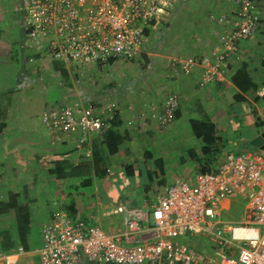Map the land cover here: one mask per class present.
<instances>
[{
  "label": "crops",
  "instance_id": "1",
  "mask_svg": "<svg viewBox=\"0 0 264 264\" xmlns=\"http://www.w3.org/2000/svg\"><path fill=\"white\" fill-rule=\"evenodd\" d=\"M185 1L175 0L169 9L173 12L168 11L151 28L155 29L162 20L172 28L179 21L175 12ZM255 2L260 15L255 35L241 41L231 53L222 80L205 86L200 85L202 65L186 74L182 62L188 57L210 55L235 28L237 7L227 0H200L193 13L184 16V29L163 54L166 60L155 59L158 49L147 47L149 31L140 56L65 68L66 74L62 75L70 81H38L37 73L27 71L30 35L25 15L20 27L22 59H17L12 80L0 77V123L4 125L0 134V201L6 202L11 193H16L20 203L28 205L32 229L39 231L41 244L44 226L59 209L67 211L73 221L81 220L87 226L97 225L117 234L126 228L129 217V212L119 211V207L150 212L176 178L194 182L199 172L214 169L230 152L255 151L264 155L263 150L251 145V140L264 131V0ZM4 36L0 30L3 43ZM50 58L49 66L56 68L60 62ZM143 58L150 60L147 72ZM161 69L164 73L159 72ZM170 93L179 95L178 116L173 123L162 126L158 115ZM67 97L69 101L65 102ZM75 101L95 108L116 102V124L83 136L80 132H56L43 123L45 110ZM184 116L187 125L178 124ZM194 120L214 125L209 146L204 135H209L210 127L198 125L195 130ZM115 138L122 139L118 152L111 154L107 143L113 145ZM235 206L242 218L233 211ZM245 207L243 198L223 200L216 226L243 220ZM6 224L13 227L15 222L4 217L0 229ZM237 224L240 223L232 226ZM232 226H225L224 231L230 233ZM187 235L181 237L185 243ZM202 235L207 240L199 244L198 251L215 253L211 236ZM40 248L25 249L17 264H42ZM228 253L237 256L234 249ZM78 264L116 263H98L82 255Z\"/></svg>",
  "mask_w": 264,
  "mask_h": 264
},
{
  "label": "built area",
  "instance_id": "2",
  "mask_svg": "<svg viewBox=\"0 0 264 264\" xmlns=\"http://www.w3.org/2000/svg\"><path fill=\"white\" fill-rule=\"evenodd\" d=\"M236 5L237 22L221 47L201 58L188 57L186 74L202 65L201 86L222 80L229 56L238 44L255 35L260 23L255 0H227ZM175 0H24L26 29L32 38H46L54 61L83 65L133 60L143 53L146 29L160 21ZM44 44V42H42ZM180 98L170 93L158 122L165 126L176 119ZM119 112L116 102L100 107L80 101L54 106L43 112V123L56 132L83 136L108 128ZM246 201L243 221L230 229V238L215 233L223 200ZM126 228L110 234L100 226L71 220L57 210L44 226L40 248L42 264H78L89 260L116 264H264V155L255 151L227 153L212 170L201 171L194 182L176 178L150 212L129 210ZM209 234L215 253L199 252L181 240L185 234ZM148 235L144 239L143 236ZM237 251L233 257L228 250ZM16 251L0 252L3 264H17Z\"/></svg>",
  "mask_w": 264,
  "mask_h": 264
},
{
  "label": "rangeland",
  "instance_id": "3",
  "mask_svg": "<svg viewBox=\"0 0 264 264\" xmlns=\"http://www.w3.org/2000/svg\"><path fill=\"white\" fill-rule=\"evenodd\" d=\"M199 1L200 0H192L187 3L188 1L186 0L184 2L185 4H187H184L183 6H181L179 11L177 10V12H175L176 15L179 16V21L173 23L174 28L172 27L169 29L168 26L170 23L167 24L168 22L166 23V20H162L155 29H150L151 34L150 38L148 39L147 47L149 46L150 48H152L153 46V48L158 49V51H155L156 53H158L157 57H154L155 59L166 60L163 57V54L166 55L165 52L168 51L166 48L170 46V43L175 39L176 36L180 35H178L177 33L181 31V28L184 29L183 26H185L186 24V22L183 21L184 16L192 14V11L196 9L195 7L198 5ZM171 12H173V10L169 11V13ZM25 15L26 12L23 0H0V30H3V32L5 33L4 43L0 41V77L4 76L5 80H7V77L9 78V80H12L11 76H13V70L16 65H18V60L22 59V37L20 27L22 26V18ZM167 29L169 30L168 33L165 32L167 31ZM46 41V38L40 40L27 35V71L31 74L37 73L36 79L38 81H70L69 77L67 78L62 75L63 72L58 71L54 66H49L52 65V60L50 58V55L46 51V46L42 43H46ZM3 56L5 57L4 59ZM149 62L150 60L147 61L145 60V58H143L144 71L146 72L150 69ZM120 63L121 62L119 61L118 64ZM59 65L62 66V68L64 67L73 69L83 67V64L81 63L60 62ZM56 71L58 74H56ZM71 72L73 73L72 69ZM159 72L164 73V69H161ZM83 73L85 72L80 71V74L83 75ZM31 76L34 77V75H30V77ZM0 81H3V79L0 78ZM66 101H69L68 97L67 99H65V102ZM185 120L186 119L184 116L180 119V122H178V124L187 125V123H185ZM262 152L264 153V151ZM64 184V186H66L64 190L67 191V183ZM233 211L237 212L239 218H242V212L239 213L238 206H235ZM212 220H218V217ZM242 221L243 220L239 219V221L236 222L230 221L220 223L218 224V226H215V233L230 238V233H226L224 231V227L232 226L233 224L241 223ZM259 226L261 228V231L263 232L264 226ZM206 240V236L202 234H190L185 237V241L187 242V244H189L196 250H200L201 247L199 246V244L202 245L201 242ZM30 246L33 250L42 246L40 233L38 230L32 229Z\"/></svg>",
  "mask_w": 264,
  "mask_h": 264
},
{
  "label": "trees",
  "instance_id": "4",
  "mask_svg": "<svg viewBox=\"0 0 264 264\" xmlns=\"http://www.w3.org/2000/svg\"><path fill=\"white\" fill-rule=\"evenodd\" d=\"M150 29H146V34H149ZM27 33L29 31L27 30ZM114 59L110 60L112 62ZM56 68L61 69L64 74H66L65 68L58 65ZM118 116V115H117ZM178 116V111L176 113V117ZM116 119L112 122V124H116ZM194 129L197 130L198 125H204L206 127H210L209 135H204V138L207 142V146L210 145L211 139L213 138V130L214 125L210 122H200L198 120H194L192 122ZM4 128V125L0 123V134ZM111 132V131H110ZM114 135V134H113ZM209 137V140H208ZM115 143L112 145L108 141L107 147L108 151L111 154H115L119 150V144L121 139L115 138ZM110 140V138H109ZM209 142V143H208ZM206 150V146H205ZM207 171V170H206ZM13 212V213H12ZM10 217L14 220L15 224L13 227L6 224L4 229H0V250L5 253H10L15 251L18 245L24 246L26 250L30 249V241L32 234V214L28 205L21 204L16 193H11L8 201H0V220L3 218ZM3 219L0 221L2 223Z\"/></svg>",
  "mask_w": 264,
  "mask_h": 264
},
{
  "label": "water",
  "instance_id": "5",
  "mask_svg": "<svg viewBox=\"0 0 264 264\" xmlns=\"http://www.w3.org/2000/svg\"><path fill=\"white\" fill-rule=\"evenodd\" d=\"M251 145L254 146L255 148L259 150L264 151V131L256 135L252 140H251Z\"/></svg>",
  "mask_w": 264,
  "mask_h": 264
},
{
  "label": "flooded vegetation",
  "instance_id": "6",
  "mask_svg": "<svg viewBox=\"0 0 264 264\" xmlns=\"http://www.w3.org/2000/svg\"><path fill=\"white\" fill-rule=\"evenodd\" d=\"M24 1V0H23Z\"/></svg>",
  "mask_w": 264,
  "mask_h": 264
}]
</instances>
